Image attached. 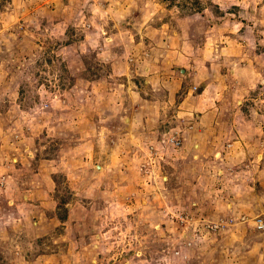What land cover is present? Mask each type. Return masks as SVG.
<instances>
[{
  "label": "rangeland",
  "instance_id": "obj_1",
  "mask_svg": "<svg viewBox=\"0 0 264 264\" xmlns=\"http://www.w3.org/2000/svg\"><path fill=\"white\" fill-rule=\"evenodd\" d=\"M264 0H0V264H264Z\"/></svg>",
  "mask_w": 264,
  "mask_h": 264
},
{
  "label": "built area",
  "instance_id": "obj_2",
  "mask_svg": "<svg viewBox=\"0 0 264 264\" xmlns=\"http://www.w3.org/2000/svg\"><path fill=\"white\" fill-rule=\"evenodd\" d=\"M256 226L259 230H264V221H259Z\"/></svg>",
  "mask_w": 264,
  "mask_h": 264
}]
</instances>
